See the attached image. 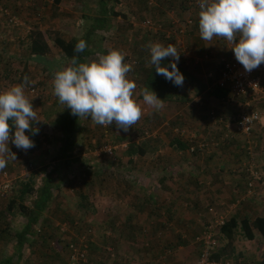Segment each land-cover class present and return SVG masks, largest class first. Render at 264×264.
Masks as SVG:
<instances>
[{"label": "rangeland", "instance_id": "obj_1", "mask_svg": "<svg viewBox=\"0 0 264 264\" xmlns=\"http://www.w3.org/2000/svg\"><path fill=\"white\" fill-rule=\"evenodd\" d=\"M79 1L80 2L77 4L72 3V9L70 11L63 8L61 10L59 9L58 13L53 14L52 20H56L58 16H63L65 25H61L59 21L49 25V23H45L44 21H48L45 13L50 12L51 9L44 8L43 14L40 13L39 15L40 10L36 11L33 6L20 8L11 0H1L0 3H3L1 6L8 10L9 14H16V20L20 23H10L8 20V13H5L3 16L0 14V20L3 22L0 26V33L4 38L0 40V57H15V60L0 62V65L6 63L8 68L15 69L18 72L19 69L24 66L25 60L29 59L28 57L31 56L29 51L31 31L40 28L39 26L41 25L40 30H43L42 33L46 35L49 31H52V29L43 25L52 27L56 26V24L62 26L59 35L63 36L64 40L70 39L71 36L78 37L84 34L87 35L88 32H91V35L88 36L90 37L89 42L92 51L89 57H87L88 61L97 59L98 55L107 54L111 49H118L127 54L135 64H137V60H141L144 64L147 63L148 58H150L147 53L149 50L146 52V47L150 42H160L164 45L168 44L167 39L162 34L148 33L147 31L138 29L139 23H141V20H143L145 16H151L153 19H156L162 25V28L167 27L170 16L180 18L190 13L193 15L194 20H199V18L196 17L199 15V11L190 8L188 0H151V5L148 4V0H120L117 3L116 0H109L106 5L107 11H109L107 15L101 14L102 7L99 5L98 0ZM68 4L69 3L66 5ZM111 9L112 11L115 10L117 13H119L118 10H121L120 16L111 14ZM22 12H25V14ZM121 14H125V16L123 17ZM104 16L107 18L105 24L108 27L103 29L98 28L92 31L91 26L94 23L93 18ZM193 32L194 27L182 37L187 48L192 47L189 45L191 40L195 42L196 39L201 38L200 33L198 36H195ZM45 40L48 45L45 50V55L51 60L49 61L50 64H47L48 60L45 62H36L32 59L27 61V67L31 70L27 84L32 83L31 85H34L37 89L32 92L26 88L25 95L32 101L34 110L37 112L40 119H42L39 122H35L33 125L39 128V132L36 134L37 141H34V135H32V133L30 134L29 132V134H27L28 132H26L34 141L35 145L27 151L17 148L9 141V148L16 154V159H8L7 167L0 170V172L4 170L8 172V180H11L12 185L6 196L1 195L0 192V230L6 229L8 231V233L0 231V258L4 255L12 254L11 251L15 249V240L14 238L11 240L9 239L10 234L20 231L26 221L20 215H16L11 221L8 220L6 222V219L1 217V215H3L1 214L2 209L4 210L6 208L8 199L13 195L23 177L26 178L28 173L39 168V170H41L44 166H46V170L52 168V163H55L52 158L57 154L59 147L62 146V132L56 127L54 120L61 113L63 104L59 103L58 97L54 95L53 78L56 68L62 69L67 65L63 60V53L60 49L52 41L48 40L47 37ZM216 40L220 39H214L213 42L215 43ZM220 42L223 50L226 52L223 55L235 57L233 50L224 44L225 41L220 40ZM141 65L142 63L139 62L135 65L134 71L128 73L129 79L134 80L139 77L138 74H142L143 70L140 68ZM38 76H41V78ZM11 79L10 77L6 80L0 79V91H4L3 84H9L6 85V87L13 84ZM134 96L137 98L136 89L134 90ZM140 102H142V100ZM143 108L144 114L140 121L127 131L118 129L115 123L105 127L93 123L91 118H79V127L74 134L76 143L72 147V153L79 158H83V161H85L87 165L81 167L79 165L80 161L77 160V163L73 165V168H70V171L66 172L61 169L57 173L58 177L60 176L63 178V183L60 185V192L56 193L55 198L51 201H54V204H51L49 207L50 210H54L55 212L48 213L49 216L47 215V219L49 221L45 222L46 224L43 223L46 225V232L52 238L50 246L58 252V256L54 257V260L52 259L49 262L43 259L44 255L41 253L42 249L45 250L43 247L40 248L34 245L29 249V246L25 245L22 248V258L17 264H26V262H30L29 264H63V262H65L66 252L61 251V248H63L67 240L76 238L77 232L81 229L79 228L76 230L77 228L73 227V222L75 221H78L81 225L89 224L93 229L94 247L93 249H91V246L89 247L87 264H198L205 250L210 254V245L208 246L201 236L164 237L161 241H159L157 237L148 239L145 237L143 238L141 235L137 237H124L119 247L114 242L116 238L109 237L111 239L107 240L105 243L103 237L99 233L104 229H101L98 225V230L94 224L86 222V219L81 218L82 214L80 215L76 211L78 209L77 204L80 200L77 197L78 195L75 194L79 191L83 194L86 193V196L92 202L97 198H105L111 195V189H114V184L118 182L113 183V169L116 170L117 167L120 168L126 165L132 166L134 164L158 165L163 162L162 158L159 156L155 157L154 155L153 158L136 157L135 160L132 159V163H126L127 157L122 153L125 149V144L127 145L130 139L139 141V138H142L145 141L157 144L158 150H168L166 145L167 138L176 136L175 131H173L174 127L181 126V128L184 127L187 130H194L195 128V123H190V120L186 122L183 119H179V117L171 119L177 111H182L183 107L181 106L175 108L172 103H170V105L164 104L163 109L160 111H156L147 105H144ZM194 108H197V106ZM199 109L206 110V108L203 107ZM184 113L186 114L187 111ZM259 130L263 131V135H258L256 131L258 139L256 140L255 160L258 158L256 161L260 166H264V129L260 128ZM146 131L148 134H145ZM200 131L202 132V130ZM120 137L123 138L121 139ZM105 147H111L113 150L112 153L110 154L104 151ZM26 162L32 164V170L30 172L24 170L25 164H27ZM43 174H45L44 171L39 178H41ZM120 176L119 182L123 185L126 182L124 174H120ZM100 186H102V188ZM255 187L259 188L258 185L253 188ZM97 189H103V196L94 195ZM256 193L261 195L260 199H258L262 201L261 204L244 201L242 204L233 206L235 210H240L239 212L248 210L249 213L247 214L251 215V220L256 215H264V195L260 193V189ZM106 214L110 215V210H108ZM66 221L69 224L65 225L64 222ZM102 222V224H104L105 221L103 220ZM136 226L137 225H135V227ZM132 229H134V227ZM58 238L62 241L53 244V240ZM178 241H180V243ZM258 241L260 244L258 245L259 247H257V256H260V254L264 252V237ZM98 245H100L99 248ZM102 246H108V251H101ZM230 247L234 252L235 246L233 245V241ZM158 249L160 251L156 252ZM249 250L251 252L253 248L249 247ZM128 257L131 258V263L127 262ZM14 260V262H16L15 256ZM228 260L230 259L228 258L226 261L223 260L221 264H229L227 262Z\"/></svg>", "mask_w": 264, "mask_h": 264}, {"label": "crops", "instance_id": "obj_2", "mask_svg": "<svg viewBox=\"0 0 264 264\" xmlns=\"http://www.w3.org/2000/svg\"><path fill=\"white\" fill-rule=\"evenodd\" d=\"M11 1L20 8L33 6L36 11L40 10L39 15L40 13L43 14L44 8L51 9L50 12L45 13L48 21L44 22L49 23V25L57 23V21L61 22V25H65L63 16H58L56 20H52L53 14L58 13L59 9L63 8L70 11L72 3L77 4L80 2L79 0H60L58 3L55 0ZM119 1L116 0V3ZM67 3L69 4L66 5ZM1 4L3 3H0V14L3 16L9 12ZM99 5L101 6L100 2ZM118 11L121 13V10ZM22 13L25 14V12ZM196 17L199 18V15ZM2 24L3 22L0 20V26ZM49 25L43 26L59 32L62 27L57 24L52 27ZM39 27L41 28V25ZM40 28L38 30L43 32ZM198 30L199 20H196L193 35L198 36ZM60 37L63 38V36ZM3 39L0 33V40ZM206 43L201 38L196 39L195 42L191 40L189 45L192 47L187 48L185 55H180L182 66L204 85L203 92L192 96L186 103L179 104L173 101L164 103L166 105L172 103L175 108L183 107L182 111H177L171 119L179 117V119L186 122L190 120V123H195L194 130H187L184 127L181 128V126L173 128L176 136L172 138L187 144V149L174 150L170 143L172 138H167L168 150L159 149L155 154V157L162 158V163L158 165H126L120 168L117 167V171L111 168L114 173L113 183L118 181L114 184V189H111V195L105 198H97L94 202L89 200L87 204L91 206V209L82 208L79 210V214H82L81 218L86 219V222L94 224L97 229L98 225L101 229H104L98 231L102 237H115L114 242L118 247L121 246L124 237L141 235L143 238L148 239L157 237L161 241L164 237L201 236L204 238V242L208 246L210 245L211 252H219L229 241L220 232V225L228 221L232 215L237 214L238 217L242 215L244 217V214L249 213L248 210L239 212L240 210H235L233 206L242 204L244 201L256 204L262 203L258 200L261 195L256 192L260 189V193L264 195V188L260 184V180L254 175L264 174V166L259 165L256 161L258 158L255 160L256 140L258 139L256 131L258 135H263V131L259 129H264V127H257L252 135L246 138L235 126L236 114L241 110L249 111L254 107L257 108L262 103L259 101L249 102L245 96L236 97L233 101L226 102L225 99L228 96L226 89H222L227 92L221 98L211 94L214 89L221 88L215 85L214 78L206 76L207 72H213L215 78H217L223 60L234 56L227 57L223 55L226 52L223 50L220 40H216L215 43L212 41L211 45H205ZM205 53L208 56L207 60L202 59V54ZM28 58L25 61L31 59L36 62L51 61L46 55H31ZM10 60H15V57H0V62ZM6 66V63L0 65V79L6 80L10 77L13 84H10L9 87H6L9 84H3L4 90L20 84L16 80L18 78L17 71L15 69H5ZM57 70L60 69L56 68L55 72ZM29 71L31 73V70ZM38 77L41 78V76ZM31 84H27L25 89L33 86ZM262 86L264 87V72L262 73ZM138 100L141 101L142 99ZM248 102L251 105H247ZM196 106L197 108H194ZM201 107L206 108V110L199 109ZM184 110L187 111L186 114ZM211 111L215 112L217 118L223 120H211L209 118ZM178 130L183 131V133L180 134ZM251 141H254L256 145L253 148V157L249 158L247 152ZM201 143L206 144L204 149L192 153L188 152L190 146L197 147ZM132 159L135 160L136 157ZM70 168H73V165H70L68 169L70 170ZM68 169L62 170L68 172ZM120 174H124L126 180L123 185L119 182ZM256 185L259 188H253ZM100 187L102 188V186ZM60 190V186L59 189H54V194L56 195ZM102 192L103 189H97L94 195L103 196ZM75 195H78L81 204L84 203V200H87V198H84V195H87L86 193L83 194L79 191ZM51 204H54V201L49 202L44 212L45 216L50 212H55L49 209ZM108 210L111 212L110 215L106 214ZM248 216L251 219V215L248 214ZM103 220L105 221L104 224H102ZM135 225L137 226L135 227ZM133 227L134 229H132ZM253 232L254 238L252 240L246 239L240 230L234 232L233 245L235 250L229 258L230 260L227 261L229 264H262L264 252L257 256V247L260 244L258 240H261L263 236L255 229H253ZM178 242L180 243V241ZM99 247L100 245H98ZM105 247L102 246V250ZM249 247L253 248L251 252ZM158 251L160 250H156V252ZM130 257H128V263H131Z\"/></svg>", "mask_w": 264, "mask_h": 264}, {"label": "clouds", "instance_id": "obj_3", "mask_svg": "<svg viewBox=\"0 0 264 264\" xmlns=\"http://www.w3.org/2000/svg\"><path fill=\"white\" fill-rule=\"evenodd\" d=\"M199 8V33L207 42L205 45H211L214 39L225 41L246 72L264 63V0H199ZM86 47V42L80 40L76 51L82 52ZM147 47L149 65L155 67L156 74L183 87L185 78L177 66L180 51L174 44L150 42ZM125 55L111 49L87 62L73 57L54 73L53 90L59 103L71 109L74 116L91 117L93 123L105 127L115 123L125 131L140 121L144 105L162 110L164 101L153 89L142 90V102L134 96L137 85L128 77L132 65L125 63ZM170 57V66H163L162 61ZM27 83L25 77L23 84L0 91V170L7 167L8 159H16L9 141L24 151L35 146L26 132L38 134L39 128L33 125L42 119L25 95Z\"/></svg>", "mask_w": 264, "mask_h": 264}, {"label": "trees", "instance_id": "obj_4", "mask_svg": "<svg viewBox=\"0 0 264 264\" xmlns=\"http://www.w3.org/2000/svg\"><path fill=\"white\" fill-rule=\"evenodd\" d=\"M56 3H58L60 0H55ZM109 0H98V3H101V14L107 15L109 11H107L106 5ZM111 14L113 15H120V13H117L116 11L110 10ZM123 17L125 14H121ZM146 17V16H145ZM144 17V18H145ZM86 18V17H85ZM143 18V20H144ZM94 23L91 26L92 31L96 30L98 28L103 29L105 27H108L105 24V21L107 22V18L104 17H94L93 18ZM141 20V21H143ZM138 29H141L140 27ZM130 31V30H129ZM91 33V32H90ZM88 32L87 35L78 36V37H72L69 40H64L59 35L58 30H52L49 31L46 35L43 34L38 29H34L30 33V45H29V51L30 55H45V50L47 49L48 45L45 40L47 37L48 40L52 41L63 53V60L65 61L66 65L69 64L71 59L73 57H76L78 59V62H87L89 57V54H91L92 47L90 46V34ZM149 33V31H148ZM163 35V33H160ZM89 35V36H88ZM80 40H84L87 44V47L82 52L76 51V45ZM148 47H146V52L148 51ZM150 52V51H149ZM148 53V56L150 57V53ZM173 58H168L164 61H162L163 66H170ZM150 58H148V62L144 63L141 62V60H137V64L140 62L141 70H143L142 74L135 78L133 81H135L137 87V99H143L142 97V90L144 88H149L150 90L153 89L157 95L163 99L164 103L173 101L177 102L179 104L186 103L189 101L192 96L198 95L199 93L203 92L204 85L198 81L197 78H195L188 70H186L182 66V60L179 59L177 66L179 70L184 75V84L183 87H176L171 83L170 81L166 80L163 76L157 75L156 70L154 66L149 65ZM24 66L19 69L18 78L16 79L20 84L24 83V78L27 77L29 80L30 72L28 66V62H24ZM49 64V62L47 61ZM125 63L132 65V71H134V68L136 67L134 61L131 60V58L126 54L125 55ZM147 65V66H146ZM5 69H8L6 66ZM13 70L12 68H9ZM10 76V73H9ZM27 88H33L37 89L34 85L29 86ZM226 90L222 89H214L211 94L217 98H221L226 94ZM88 119L91 117H87ZM55 125L57 128L60 129L62 132V146L59 147L57 154L53 156V160L55 163H52V168L50 170H46V166L42 167L41 170L37 169L34 171H31L28 169L30 173L27 174V177L21 180L20 184H18L17 189L13 193V195L8 199L7 206L3 210L1 214V217L6 219V222L16 216L20 215L23 217L26 221L24 223V226L20 231H16L12 234H10V240L14 238L15 240V249L11 251L12 254L4 255L0 258V264H17L19 260L22 258V248L25 245L29 246V249L36 245L37 247L44 248L42 249V254L44 255V260L51 261L54 257L58 256V252L54 250L50 246L52 238L51 236L46 232V223L49 221L47 219V216L44 215L45 209L47 208L49 202H51L55 197L54 189H59L60 184L63 183V178L58 177L57 173L61 169H68L70 165H74L77 163V160L80 161V166L84 167L86 166V162L83 161V158H79L78 156L74 155L72 153V147L75 145V138L74 134L77 132V128L79 127V117L74 116L71 114V109L67 108L65 105L62 107L61 113L56 117ZM15 129H12V132L14 133ZM29 134V132L27 133ZM31 134V132H30ZM33 135V134H32ZM34 141H37L36 135L33 136ZM121 139L123 137H120ZM131 138V137H130ZM127 140V139H125ZM171 146L174 150H184L187 149V144L184 142H181L180 140H177L176 138H172L170 141ZM158 150V145L145 141L142 138H139V141L130 139L129 143L125 146V149L123 150L124 156H126L128 159L126 163H132V158L134 157H150L153 158ZM113 151V150H112ZM247 155L249 158L251 157L250 154ZM25 164L26 168L31 163L26 162ZM69 170V169H68ZM45 172L41 178L40 175L42 172ZM70 171V170H69ZM12 186V185H11ZM8 194V191L4 194L6 196ZM84 198L87 200H84V203L81 204L78 202L76 210L78 213L80 209L87 208L88 210L91 209V206L87 204L89 201L88 197L84 195ZM52 199V200H51ZM81 201V200H80ZM91 204V203H90ZM241 217H238L237 214L232 215L228 221L223 222L220 225V232L227 237L229 240L228 243L224 246V248L219 252H210L208 256L209 262L211 264H221L222 261H226L228 258L231 257L233 253V249H231L230 245L233 241V234L235 231L240 230V232L243 234V236L246 239L252 240L254 238V232L253 229L257 230L260 235L264 237V215H257L252 220L248 216V214H244ZM45 223V224H43ZM65 225L69 224L67 221L64 222ZM73 227L81 228L77 234L83 229L87 230V228H91L89 225H81L78 221L73 222ZM45 226V227H44ZM48 226V225H47ZM93 230V229H92ZM1 232L8 233L6 229L0 230ZM76 234V235H77ZM2 236V235H1ZM59 239V238H58ZM54 239L53 244L60 243L61 239ZM76 238H70L67 240L63 248H61V251L66 252V258L65 262L63 264H87L86 262H83L82 260H72L68 254V246L71 242H73ZM105 243L107 240L111 239L109 237H103ZM94 240L90 242L89 247L91 246V249H93ZM230 247V248H229ZM52 248V249H51ZM108 246H106L103 250V252H107ZM64 249V250H63ZM98 249V248H97ZM96 250V249H95ZM60 251V250H59ZM89 253V252H88ZM88 253H87V259H88ZM14 256L16 257V262H14ZM54 260V259H53ZM30 262H26V264H29ZM150 263V262H148ZM262 264H264V258L262 259Z\"/></svg>", "mask_w": 264, "mask_h": 264}, {"label": "built area", "instance_id": "obj_5", "mask_svg": "<svg viewBox=\"0 0 264 264\" xmlns=\"http://www.w3.org/2000/svg\"><path fill=\"white\" fill-rule=\"evenodd\" d=\"M189 7L194 8L196 11H200L199 8V0H188ZM151 0H148V4L151 5ZM9 14V13H8ZM8 20L10 22H14L19 24L16 20V16L14 14H9ZM182 20V21H180ZM196 20L192 14L188 13L186 16H182L180 18L170 16L168 19V25L166 28H162V25L151 16H146L141 23H139L138 27H140L143 31H149L154 34L163 33V36L167 39L168 44H174V46L180 51V55H185L187 51V46H185L183 42V36L188 33L195 26ZM208 56L202 54V59L207 60ZM264 70V63L251 72H246L244 67L237 61L235 57H232L227 60H223V64L220 70V73L217 78H215L213 72H207L206 76L209 78L215 79V85L218 88L226 89L228 91V96L225 101L230 102L233 101L236 97L245 96L248 98L249 102H261V106L254 107L249 111L241 110L238 114H236V129L242 133L246 138L252 135V132L260 126L264 127V87L262 86V73ZM32 92L35 91L33 88H28ZM2 91V90H1ZM247 105H251L250 103ZM215 112L211 111L209 114V118L214 121H222V118H217L214 114ZM230 117L228 118V120ZM180 134L183 131L178 130ZM145 134H148L147 131ZM249 142V141H248ZM256 143L251 141L248 147V152L250 156L253 157V148ZM126 146V144H125ZM206 147L205 143L198 144L197 147L190 146L188 148V152L192 153L196 150H202ZM104 151L112 153L111 147H105ZM32 164L24 170L27 172L28 169L31 170ZM253 175V173H252ZM256 178L260 180V184L264 188V174H256L254 175ZM11 180H8V172L1 171L0 172V192L1 195H4L7 191L10 190ZM65 224V223H64ZM76 239L71 242L68 246V254L72 260H82L83 262L87 261V253L89 251L90 242L93 239V230L87 228V230H81L77 235ZM208 252L204 251L198 264H211L208 260Z\"/></svg>", "mask_w": 264, "mask_h": 264}]
</instances>
